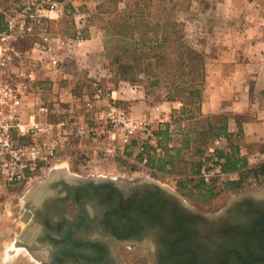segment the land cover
<instances>
[{"label":"rangeland","instance_id":"obj_1","mask_svg":"<svg viewBox=\"0 0 264 264\" xmlns=\"http://www.w3.org/2000/svg\"><path fill=\"white\" fill-rule=\"evenodd\" d=\"M13 8V0H0V25L4 10L11 11ZM86 10L90 15L87 16V29L84 26L85 17L71 14L52 22L53 30L62 36L78 39L72 30L74 25L80 26L79 41H91L86 47L105 62V68L101 66L100 71L103 73L102 81L108 87L129 88L133 85L147 90L153 101L169 95L178 98L184 109L174 113L171 121L162 123L160 129L153 130L159 138L158 147L162 148L160 155L155 147L150 148L146 136L139 133L134 139L142 142L145 149L128 148L133 139L115 160L103 159L98 149L103 145L101 142L89 143L92 150L86 153L69 147L61 153L58 165L50 173H40L2 196L0 264H43L44 259L48 260L47 250L32 246L37 226L27 212L38 205L31 198L33 192L57 177L112 178L125 185L149 180L178 193L184 202L198 205L204 211L211 208L215 211L246 191H264V182L260 183L248 173L251 167L264 161V143H246L242 130L238 131L239 136L232 133L230 142L222 140L216 143L217 136L224 134L226 115L200 112L204 90L209 85L206 83L207 71H214L211 65H206L210 54L229 63L234 54H227L228 46H245L251 41H254L255 48L264 52V0L253 3L247 0H91ZM145 21L149 26L148 33L142 31L147 27ZM209 29L215 30L216 41L210 36ZM164 34L165 37H162ZM144 35L148 42L143 46L141 39ZM202 41L207 42L209 53L202 46ZM242 56L248 59L251 51ZM229 64L233 66L229 65V69L225 66L223 70L244 73L245 70L238 64L235 66L234 61ZM42 70L38 69L36 75H40ZM204 75L205 82L202 80ZM203 85L202 100L190 94L193 88ZM40 98L38 101L44 102ZM212 122H218V125L212 126ZM234 146H238L240 156L248 160V165L241 169L242 173H232V176L210 185L205 181L202 184L200 165L208 164V158L214 157L216 149L232 152ZM140 152L148 158L147 162L143 158L144 164H141ZM125 154L135 157L136 162L121 158ZM151 158L158 170L147 165ZM62 170L66 173H61ZM58 171L61 175L56 173ZM240 177L243 178L241 183H229Z\"/></svg>","mask_w":264,"mask_h":264},{"label":"flooded vegetation","instance_id":"obj_2","mask_svg":"<svg viewBox=\"0 0 264 264\" xmlns=\"http://www.w3.org/2000/svg\"><path fill=\"white\" fill-rule=\"evenodd\" d=\"M43 189L27 212L43 264H264V191L204 211L149 180L57 177Z\"/></svg>","mask_w":264,"mask_h":264},{"label":"built area","instance_id":"obj_3","mask_svg":"<svg viewBox=\"0 0 264 264\" xmlns=\"http://www.w3.org/2000/svg\"><path fill=\"white\" fill-rule=\"evenodd\" d=\"M90 1L13 0L14 8L3 12L0 25V202L11 190L40 173L54 170L66 148H86L89 143L101 142L103 145L98 149L103 159L115 160L138 133L149 140L157 138L145 120L129 115L99 78L88 82L84 96L69 93L75 102H83L85 116L71 102L38 101L43 87L35 72L46 65L58 67L63 62L60 50L71 42L70 38L53 30V20L68 17L72 7ZM77 14L86 17L83 12ZM80 29L77 25L79 34ZM25 38L33 42L28 50L21 48ZM221 141L218 139L216 143ZM140 147L142 151L145 149L143 144ZM154 150L158 155L162 152L158 146ZM147 160L145 157L144 162ZM229 176L232 174L223 172L213 163L203 165L200 170V177L208 184Z\"/></svg>","mask_w":264,"mask_h":264},{"label":"crops","instance_id":"obj_4","mask_svg":"<svg viewBox=\"0 0 264 264\" xmlns=\"http://www.w3.org/2000/svg\"><path fill=\"white\" fill-rule=\"evenodd\" d=\"M219 1L226 2V0ZM247 1L253 3L259 0ZM57 20H53V23ZM208 31L216 41L215 30L209 29ZM72 32L78 36L77 31L72 30ZM70 39V44L60 50V57L63 62L58 67H48L47 65L42 67L43 70L38 75L40 86L43 87L39 97L44 102L55 100L71 102L77 111L85 116L84 104H79L80 100L75 102L69 93L73 92L84 96L88 92L90 80L97 77L103 80V73L100 70L101 66L105 68V62L86 47L87 42L91 43L88 39L83 40V42L71 37ZM247 39L250 38L247 37ZM78 41L80 43H76ZM74 42L75 45H73ZM202 42V46L209 53L207 42ZM253 44L254 41H251L250 44L246 43L245 46L232 45V47L228 46L226 50L227 54H234V58L229 63L234 61L235 66L238 64L245 70L244 73L223 70L225 66H228L227 69H229V65H233L228 62L224 63V58H218L214 54L209 55V61L206 62V65H211L214 71H210V69L207 71L209 73L206 74V83L209 85L204 90V100L201 103L200 112L205 115L224 113L227 116L229 132L236 136L238 131L242 130L246 143L254 142L256 145H261L264 143V52L255 48ZM212 51L214 50L212 49ZM246 51H251V56L248 59L242 56L245 55ZM110 92L127 109L129 115L140 121L145 120L154 131L163 126L162 123L171 121L173 114L183 106V103L178 100H150L146 90L137 89L133 85L129 88L111 87ZM141 143L140 141L137 142L136 138L128 148H136L140 151ZM149 144L151 145L150 148L158 146L159 138L150 139ZM71 147L75 148V146ZM76 148L85 153L92 150L89 144L86 148L77 146ZM241 152L244 153L243 149ZM139 157L142 158L141 164H144L142 152H140ZM121 158L136 162L135 157H131L130 154H125ZM41 249L44 250L45 247Z\"/></svg>","mask_w":264,"mask_h":264},{"label":"trees","instance_id":"obj_5","mask_svg":"<svg viewBox=\"0 0 264 264\" xmlns=\"http://www.w3.org/2000/svg\"><path fill=\"white\" fill-rule=\"evenodd\" d=\"M87 8V4L85 3H82L80 5L77 6V8H71V14H77V12H83L85 14V19L84 20V26L86 27V29L89 27V21H88V17L87 16H90L88 11L86 10ZM146 22V21H145ZM147 24V22H146ZM149 28L148 24H147V27L145 30H142V31H145L146 33L147 32V29ZM74 30L76 31V25H74ZM83 30H85L83 28ZM162 37H165V34L162 35ZM163 39V38H162ZM141 42H142V45L144 46L145 44H147V39L145 38V35L144 37L141 39ZM32 39L31 38H25L21 41V48L23 50H28L30 48V46L32 45ZM125 51H128V50H125ZM134 51L137 52V48L134 49ZM131 52H133V50H131ZM117 62V61H116ZM149 66V65H148ZM184 75H187V73H185ZM202 80L203 82H205V75L202 76ZM152 84H154V82H152ZM154 85H157V83H155ZM204 85L203 86H200V88H193V90L190 91V94L193 95V96H196L197 98H199V100H202V97H203V90H204ZM146 94L148 96V99L152 98V96H150L146 90ZM159 98V97H157ZM178 100V98H175V97H171L169 95H165V96H160V99H156L157 101L159 100ZM180 100V99H179ZM185 105V104H184ZM201 108V106H200ZM184 109V107L182 108ZM212 126H215V125H218V122H212ZM167 126H169V124H167ZM224 134H220L217 136L216 140L217 139H222L223 142H230V139L232 138L233 134L231 132L228 131L227 129V116H225V123H224ZM160 129V128H159ZM241 131V130H240ZM240 135V132H238L237 136ZM231 146L233 147V144H231ZM215 155L214 157H211V158H208V163H213L215 165H219L222 169L223 172L225 173H229V174H232V173H238V174H241V169L245 166L248 165V160L242 156H240V150L238 148V146H234V150L232 152H226L225 150H222V149H216L215 150ZM148 166H150L151 168H154L156 170H158V166L155 165V160L153 158L150 159V162L147 163ZM202 165H200V170H201V167ZM248 173L249 174H252L256 177V179H258L260 181V183H263L264 182V161L254 165L253 167H251L249 170H248ZM243 179V178H242ZM241 177L240 178H236L234 180H232L231 184H239L241 183L242 181ZM204 180H202V184H204ZM207 185H210V184H207Z\"/></svg>","mask_w":264,"mask_h":264},{"label":"bare ground","instance_id":"obj_6","mask_svg":"<svg viewBox=\"0 0 264 264\" xmlns=\"http://www.w3.org/2000/svg\"><path fill=\"white\" fill-rule=\"evenodd\" d=\"M56 173H60L59 171L58 172H56ZM61 173H63V174H65L66 173V171H61ZM59 175H61V174H59ZM41 188V189H40ZM40 189V190H39ZM43 196V187H39L38 189H36L34 192H33V194H32V196H31V198L35 201V202H37V203H39V201H40V199H41V197Z\"/></svg>","mask_w":264,"mask_h":264},{"label":"water","instance_id":"obj_7","mask_svg":"<svg viewBox=\"0 0 264 264\" xmlns=\"http://www.w3.org/2000/svg\"><path fill=\"white\" fill-rule=\"evenodd\" d=\"M108 181H109V180H104L103 183H108ZM40 189H41V188H40ZM60 253H61V252H59V254H60ZM53 264H56V258L54 259Z\"/></svg>","mask_w":264,"mask_h":264}]
</instances>
